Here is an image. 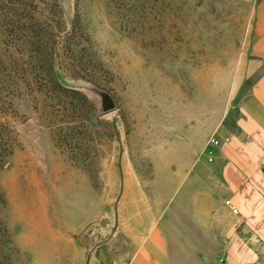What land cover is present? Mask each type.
Instances as JSON below:
<instances>
[{"label": "rangeland", "instance_id": "rangeland-1", "mask_svg": "<svg viewBox=\"0 0 264 264\" xmlns=\"http://www.w3.org/2000/svg\"><path fill=\"white\" fill-rule=\"evenodd\" d=\"M249 1L0 0V120L16 142L0 169V264H85L89 237H108L126 187L153 193L156 171L177 168L178 142L206 131L212 162L228 139L220 131L235 130L224 51ZM45 46L65 81L98 84L118 108L59 105L47 53L35 58Z\"/></svg>", "mask_w": 264, "mask_h": 264}, {"label": "crops", "instance_id": "crops-1", "mask_svg": "<svg viewBox=\"0 0 264 264\" xmlns=\"http://www.w3.org/2000/svg\"><path fill=\"white\" fill-rule=\"evenodd\" d=\"M249 4L224 51L235 130L220 131L228 139L212 162L206 131L178 142V166L156 171L155 192L126 187L118 220L99 239L110 263L264 264V0Z\"/></svg>", "mask_w": 264, "mask_h": 264}, {"label": "trees", "instance_id": "trees-1", "mask_svg": "<svg viewBox=\"0 0 264 264\" xmlns=\"http://www.w3.org/2000/svg\"><path fill=\"white\" fill-rule=\"evenodd\" d=\"M39 42V41H37ZM44 50V52L47 53L48 58L45 59V62L48 66V68H46V71L48 72V79L46 81V86L49 87V90H51L52 93H56V96H61L63 98V96L66 98H68L70 100L66 101L65 99L59 98L57 100V103L59 105H63L64 109H67V111H70L71 108L73 109V103H76L77 105L80 106H88L91 108V104L89 103V101L81 94L75 92V91H71V90H67L65 88H63L59 82L56 79L55 76V69H54V65H55V60L53 59V56H55L56 53V47H52L49 48L47 46H45V48H40L37 47L34 49V51H36V55L35 58L38 59L40 58V55H38V53L40 51ZM39 62V60H37V63ZM35 66H38V64H34ZM3 66H7L6 61H4L3 59L0 58V68H2ZM37 68L34 67V71ZM39 73V72H38ZM37 74V73H36ZM40 81H43L44 78L40 77ZM1 88V86H0ZM54 96V95H53ZM8 101L5 100L3 98L2 95H0V108L4 109L7 105ZM75 107V106H74ZM15 138L12 135V130L9 126L8 123L6 122H2L0 120V169L4 167L7 158L14 152L16 144H15Z\"/></svg>", "mask_w": 264, "mask_h": 264}, {"label": "water", "instance_id": "water-1", "mask_svg": "<svg viewBox=\"0 0 264 264\" xmlns=\"http://www.w3.org/2000/svg\"><path fill=\"white\" fill-rule=\"evenodd\" d=\"M55 76L63 88L75 91L86 97L87 100L91 101L99 115H105L118 108L117 101L111 92L98 84L85 79L65 81L60 76L57 67H55ZM100 238L101 236L99 232H95L89 237L91 246L87 249L85 264H102L101 260H99L95 255L96 250L102 245V242H99ZM81 243L86 244L87 241L85 239H81Z\"/></svg>", "mask_w": 264, "mask_h": 264}, {"label": "built area", "instance_id": "built-area-1", "mask_svg": "<svg viewBox=\"0 0 264 264\" xmlns=\"http://www.w3.org/2000/svg\"><path fill=\"white\" fill-rule=\"evenodd\" d=\"M214 142H215V143H219L218 140H214ZM227 203H228L229 205H231V208H232L233 211L237 212V207H236L234 204H232L230 201H227ZM111 264H118V263H116V262H112Z\"/></svg>", "mask_w": 264, "mask_h": 264}]
</instances>
